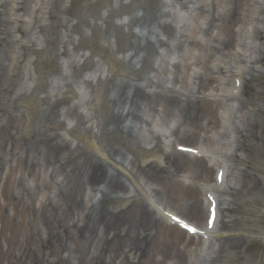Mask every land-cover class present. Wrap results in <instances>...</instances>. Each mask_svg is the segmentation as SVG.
<instances>
[{"label": "bare ground", "instance_id": "obj_1", "mask_svg": "<svg viewBox=\"0 0 264 264\" xmlns=\"http://www.w3.org/2000/svg\"><path fill=\"white\" fill-rule=\"evenodd\" d=\"M92 1L86 0L88 10L102 1L103 13H93L92 21L86 14L73 24L61 20L52 54L66 60L71 47L80 46L92 31L97 40H114L111 75L82 78L92 97L83 103L65 98L84 71L79 52L68 72L64 66L56 70V92L44 91L47 83L42 80L45 93L36 97L41 81L37 72L29 95L34 100L31 119L25 90L29 78L33 80L28 67L39 65L31 57L38 51L32 37L35 27L42 26L32 11L24 31L20 15L13 21L6 17L8 6L0 0V264H126L124 258L136 264H165L168 258L184 264L195 236L202 244L211 237L204 264H214L227 249L244 248L251 241L260 243L259 264H264V231L251 229L232 237L216 230L221 217L222 228L235 226L237 219L226 222L223 212H230L242 197L248 205L260 204L264 214V170L261 177L255 175L246 157L236 154L258 146L255 159L264 164V87H257L254 104L233 96L231 88L210 98L219 84L234 81L236 87L242 79L245 91L249 82L264 81V0ZM182 10L191 22L178 27L175 19ZM252 34L257 41L249 45L246 39ZM117 71L120 77H114ZM64 120L74 123L70 134L87 135L99 160L55 131ZM217 129L222 130L219 147L230 165L219 160L210 164L213 156L202 151L175 148L200 142L211 147ZM111 139L116 144L107 148ZM138 152L156 153L158 160L146 162ZM28 180L35 183L33 189ZM140 181L160 204L177 209L184 219L160 209L163 218L149 211ZM110 203L123 206L111 211L106 208ZM172 217L196 228L195 236ZM143 234L145 244L139 241Z\"/></svg>", "mask_w": 264, "mask_h": 264}, {"label": "rangeland", "instance_id": "obj_2", "mask_svg": "<svg viewBox=\"0 0 264 264\" xmlns=\"http://www.w3.org/2000/svg\"><path fill=\"white\" fill-rule=\"evenodd\" d=\"M2 2H4L5 5L8 6L7 9V15H5L6 17H10V19L13 21L16 15H20V19L21 21L19 22L20 24L22 23V29L24 31H26L28 29L25 20L30 19V14L33 12H35L36 15H38V19L39 22L42 26V30L38 29V27H35V33H33L34 37H32V39L36 40V49L38 50L37 53L35 54H31L32 59L37 58V62L39 65H37L38 68H36L34 65H30L29 71L32 74L33 80H31L29 78L28 80V86L29 89H26L25 93L27 96V101L29 103H27V107L29 109L28 114L30 116L31 119L34 118V100L32 101V99H30L31 96V91L32 89L35 87L36 82H37V72H39V75L41 76V81L38 80V93L36 97H40L43 96V94L45 93L44 91L47 92H56L57 90L56 85L58 79H57V71L60 66H64V70H66V72H68V64L74 60V54L76 52H79V57L80 61L79 64H85L84 65V71L82 73V76L80 77V81L78 83H74L73 86L71 87V93H66V99L69 102H75V101H79V100H83V103L86 102L88 99H92V97L90 96V93L88 92V90L86 89L85 85L82 83V78H93L94 75L95 76H101V77H106L107 75H111L110 74V70H109V64L111 61V56L110 53L113 51V49H115V43L114 40L107 42L105 40H103L101 37L97 40L96 38H94L92 31H87V34L85 38L81 39V45L73 48V46L71 47V52L69 53L67 59H63L62 55H58V56H54L52 54V52L55 51L56 48V43L54 41V34L56 33L57 30H59L61 28L60 25V21L64 20V19H70L72 20V24L76 23L80 18H82V15H85V18L88 19V21H92L93 17L92 14L94 13H103L104 11V5L102 1H99L98 3H95L91 8L87 7V2L86 0H1ZM127 1V0H126ZM92 2H95V0H93ZM34 14V15H35ZM28 15V16H27ZM33 15V16H34ZM28 17V18H27ZM32 17V15H31ZM126 16H122V18H125ZM82 20V19H81ZM176 22L178 23V27L184 26L187 23L191 22L188 19V16L186 15L185 11H180L179 15L177 16V19H175ZM13 24V22H12ZM248 27V24H247ZM249 28V27H248ZM251 33V29L249 30ZM244 33V31L242 32V34ZM12 34L14 35V37H16L17 40H25L24 37L20 36L19 33L17 32H12ZM247 43L249 45H251L252 43L254 44V42L257 41L256 35L252 34V36L249 39H246ZM242 43V42H241ZM243 46L240 44V47L238 48V51L240 52L241 48ZM116 50V49H115ZM114 50V51H115ZM73 52V53H72ZM84 55V56H82ZM78 57V58H79ZM120 57V55H119ZM174 58H176L175 56H171L170 60L171 61H177ZM230 62L233 63L234 60L233 58H229ZM40 61V62H39ZM112 62V61H111ZM115 69L116 70H120L122 69V67L119 65L118 62H113ZM36 68V69H35ZM171 68V65H170ZM95 69V70H94ZM115 72L114 73V77H120V74L122 72ZM90 76V77H89ZM42 80L46 81L47 86L45 88V90L43 91L44 87L42 86ZM264 80V78L262 79ZM232 84V85H231ZM234 81H230V83H228V85L226 84H219L218 86V90H214L212 92V96L210 98H213V94H215V97L225 95L226 91L228 90V88H231L232 90V95H237L240 96L242 99L245 98H249L253 104L256 103V99H257V90H258V86L261 85L262 89L264 87V81L261 83V80H255L252 82H249V84L245 85V91H243V85H242V79H239L236 83V87L233 86ZM227 86V88H226ZM225 88V89H224ZM264 90V89H263ZM262 90V91H263ZM66 92V89L64 88L62 91L59 92V95H63ZM243 92V93H242ZM261 92V91H258ZM30 95V96H29ZM36 97L35 100H36ZM26 104V102H24ZM97 105L100 106V103L97 102ZM20 108L22 110H24V104L20 105ZM63 119L61 118L60 121H62ZM74 123L64 120V125L59 126L56 128V132L57 133H61L64 134L65 137H67L70 141L73 142V146L77 145L81 148L82 151H84L85 153H88L90 155H92L96 160L100 159V155L99 153L96 152L95 148L93 147L91 141L89 140V138L87 137V135L83 134V133H69V128L73 127ZM222 130L217 129V131L215 133L212 134V138H213V143L211 145V147H207L205 146L202 142L198 143L197 145H191L183 148L182 145H178L175 148L178 150H183V149H191L192 151L194 150H198V151H202L204 153L207 154H211L213 156L212 161L210 162V164H213L216 161H221L224 165H230L231 162L226 161L225 159V150L224 148H220L219 147V140L221 139V133ZM167 129L163 128L162 130V134L164 136H162V140L166 141L167 136ZM108 145L106 146L105 143L104 145L108 148L109 146L115 145L116 144V140H109L108 142H106ZM153 144H146L145 145V149L149 150L152 147ZM185 147V146H184ZM197 148V149H196ZM229 151L227 152V154L230 156L231 154H233V149L234 147H229ZM170 150V148L168 149ZM247 153L249 154V156L247 155ZM245 153L244 150H239L236 152L237 155L240 156V158H244V156L246 157V165H250V167L252 168V172L261 177V172H263L264 170V164L258 160L255 159L256 156H259L260 154V147L258 146H254L251 149H248V152ZM140 159L142 158L144 161L149 162V161H157L158 157L156 153H145V152H138ZM193 154V153H191ZM234 159V158H233ZM110 170H114V168L109 167ZM262 169V170H261ZM260 170V171H259ZM115 172V170H114ZM118 171H116L117 173ZM119 174V172H118ZM120 177H122L123 180H125L126 183L129 184L130 189L134 192L137 193L135 191L134 186L132 185L131 181H129L128 177H126L124 174L120 173ZM25 183L29 184V186L31 187V189L34 188L35 183L33 181H26ZM140 185L142 186V188L144 189L146 195H147V199L145 200L146 202V207L149 209V211H151L155 216L163 218L162 214H161V210L164 213H174L176 215H180L179 217L181 219L184 215L180 214V211H178L177 209H170L168 207H166L165 205L160 204V202L158 201V199L153 196L152 194V189L149 188L146 184H144V181H140L139 182ZM20 189L17 188V191H19ZM36 196H34L35 200H34V208L37 209V207L39 206V200L36 199ZM228 198V196H227ZM242 201L239 202L240 204H238L237 206H234L233 209L230 210V212H223V220H225L226 222L236 218L238 222H236L234 227H230L228 228V230L222 228V222L220 221L222 219L219 218V222L217 223L216 227H217V233H220L222 235H226V234H231L232 237H238L240 236L241 232H245L248 230L253 229L254 232H262L264 231V214L262 212L261 206L260 204H254L251 203L250 201L247 200V198L242 197L241 198ZM121 206H123V204L121 203H110L106 208L110 209L111 211H115L118 208H120ZM158 209H160V211L158 212ZM113 216H116L115 214H112ZM182 215V217H181ZM188 221V220H187ZM191 221V220H190ZM189 222V221H188ZM39 227H37L38 229ZM183 229V228H182ZM258 229V230H256ZM185 232L186 229H183ZM147 231V230H146ZM148 231L145 233L148 235ZM139 238V241H141L140 243L145 244L147 237H144V235ZM191 236H195L194 233H189ZM150 236V235H149ZM195 240H196V245H191L190 247V251L188 252V256L186 255V260L184 264H204L205 262L208 263L207 259H206V247L208 246V242L211 240L210 238H207L206 242L204 244H202L203 241H199V239L197 238V236H195ZM213 242L217 245L220 242V238L219 236L214 237ZM199 243V244H197ZM201 244V245H200ZM215 245V247H216ZM214 247V248H215ZM261 245L258 241H251L250 244H248V246L246 247H241L238 249H227L221 257H219L214 264H259V256L261 253ZM124 261L126 264H136L134 262V260H126L124 258ZM173 259L168 258L165 261V264H173Z\"/></svg>", "mask_w": 264, "mask_h": 264}, {"label": "snow or ice", "instance_id": "obj_3", "mask_svg": "<svg viewBox=\"0 0 264 264\" xmlns=\"http://www.w3.org/2000/svg\"><path fill=\"white\" fill-rule=\"evenodd\" d=\"M187 150V149H186ZM173 220H177L176 217H172ZM177 223L181 224L184 228H186L188 231L192 232V233H196L197 229L196 228H191L189 227V225L185 224L183 221H179L177 220Z\"/></svg>", "mask_w": 264, "mask_h": 264}]
</instances>
